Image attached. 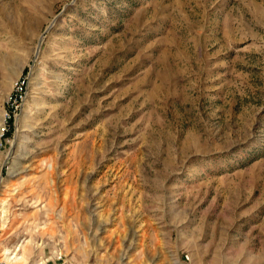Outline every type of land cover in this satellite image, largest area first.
I'll list each match as a JSON object with an SVG mask.
<instances>
[{"label": "rangeland", "instance_id": "1", "mask_svg": "<svg viewBox=\"0 0 264 264\" xmlns=\"http://www.w3.org/2000/svg\"><path fill=\"white\" fill-rule=\"evenodd\" d=\"M21 77L1 258L264 264V0H0Z\"/></svg>", "mask_w": 264, "mask_h": 264}, {"label": "built area", "instance_id": "2", "mask_svg": "<svg viewBox=\"0 0 264 264\" xmlns=\"http://www.w3.org/2000/svg\"><path fill=\"white\" fill-rule=\"evenodd\" d=\"M27 82L28 80L26 77H21L20 79H18L14 84L12 93L8 97V100L6 102V109L3 115V121L0 128L1 139L8 136L11 131L13 121L17 118L22 109L27 95ZM0 264L10 263L3 261L0 257Z\"/></svg>", "mask_w": 264, "mask_h": 264}, {"label": "bare ground", "instance_id": "3", "mask_svg": "<svg viewBox=\"0 0 264 264\" xmlns=\"http://www.w3.org/2000/svg\"><path fill=\"white\" fill-rule=\"evenodd\" d=\"M21 249L19 248L17 252L13 255L9 250L5 249L3 253V257L6 260V262L10 264H29V261L25 254H20L19 252ZM3 261H5L3 258H1ZM44 264V263H41Z\"/></svg>", "mask_w": 264, "mask_h": 264}]
</instances>
